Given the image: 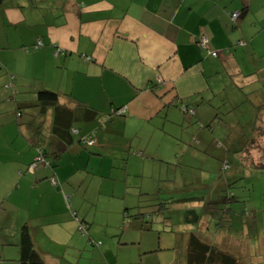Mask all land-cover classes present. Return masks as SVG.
Here are the masks:
<instances>
[{
    "label": "crops",
    "instance_id": "obj_1",
    "mask_svg": "<svg viewBox=\"0 0 264 264\" xmlns=\"http://www.w3.org/2000/svg\"><path fill=\"white\" fill-rule=\"evenodd\" d=\"M14 2L8 6L4 0L0 6V155L4 157L3 161L0 157V195L11 184L7 198L0 200L7 203L0 204V264H19L18 232L24 224L30 225L35 247L46 264H126L125 256L122 261L109 253L135 245L145 247L144 255L156 247L158 252L160 247L186 248L190 234L197 231L186 223L184 209H175L179 225L175 224L172 233L158 225L145 232L139 223L125 218L133 215V209L135 213L142 200L157 195L150 194L144 183L137 188L131 178L145 179L154 163H168L160 154L164 145L169 147L164 139L165 123L184 126L188 115L183 114V107L193 109L194 118L207 123L216 108L227 114L228 98L239 84L236 79L252 80L244 76L241 57H246L249 49L245 44L258 30L256 27L255 32L245 35V18L240 17L249 12L251 0L246 4L240 0ZM24 5L32 8L29 15L23 12ZM45 8H49L48 13ZM235 13L239 17L233 21ZM32 14H38L42 22L33 25L35 34L26 52H20L33 61L41 75L37 78L32 71L29 79L27 72L10 71L1 54L17 49L9 43L12 36L9 38L8 27L15 29L19 47L25 45L17 29L26 25ZM202 39L207 41L206 50L199 47ZM212 52L217 55L211 56ZM44 65L49 68V80L41 71ZM10 76L15 79L16 100L5 89ZM42 90L56 93L71 110L86 106L109 113L118 108L124 116L103 128L86 119L77 128L84 136L70 142L61 136L50 137L49 129L39 133L44 142L39 140L38 145L50 151L49 167L42 165L29 172L37 152L30 144L34 134L28 126L38 111L24 110L26 116L17 118L15 101L22 104L24 92ZM223 93L227 95L224 104L213 106ZM205 94L211 97L205 99ZM237 104L234 99L232 106ZM239 115L233 118L238 120ZM224 119L219 122L225 130H236L240 125ZM35 121L32 126L38 125ZM89 137L94 144L87 147L83 143ZM10 161L16 162L12 169L6 165ZM131 163L139 164L142 173L131 174ZM162 197L197 196L174 191ZM146 212L150 214L152 209ZM10 216L11 224L3 220ZM79 221L87 227L84 235L77 231ZM185 227L187 233H178ZM100 228L112 231L102 235ZM166 255L160 256L166 261ZM173 257L167 264H173Z\"/></svg>",
    "mask_w": 264,
    "mask_h": 264
},
{
    "label": "rangeland",
    "instance_id": "obj_2",
    "mask_svg": "<svg viewBox=\"0 0 264 264\" xmlns=\"http://www.w3.org/2000/svg\"><path fill=\"white\" fill-rule=\"evenodd\" d=\"M16 1L23 4L21 0ZM250 3L249 12L240 16L241 20L245 18L243 33L250 35L255 32L256 27L258 31L245 44L249 50L246 57L241 59L244 62V76L252 80L236 79L239 84L236 89H232L233 93L228 98L227 114L216 108L212 111V119L207 123L197 121L194 116H186L187 121L181 128H177L175 124L165 123L167 137L164 139H168L170 148L164 145L165 148H162L164 153L160 154L165 160H169L168 163H154L151 170L146 171L149 173L150 170L151 175L148 177L152 180L147 179L148 177L145 179L132 177L131 182L137 188L144 183L150 194H165L171 188L172 192L180 191L186 195L202 197L203 202L198 206H201V214L205 216V221L203 223L201 221L200 225L199 223L194 225L197 233L210 239L211 243L231 253L233 257L240 258L243 264H264V0H251ZM12 4H16L14 0H7L8 6ZM22 10L27 15L32 8L24 5ZM44 10L48 13L49 8ZM44 21L46 22V18ZM41 22L38 14H32L27 24L17 29L18 32H22L25 42V45L20 47L15 29L8 27L9 38L12 36L9 43L17 49L4 50L1 55L10 71L15 72L17 69V73L34 72L37 78L40 77L39 68L36 69L33 61L30 58L26 59L22 52H26L30 37L35 34L33 25ZM43 67L41 71L49 80V68L47 65ZM32 74L29 79L33 78ZM210 97L208 94L204 95L205 99ZM234 99L238 101L236 107L232 106ZM225 100L227 95L225 97L223 93L216 97L213 106L219 107ZM239 112L238 120H235L233 117ZM23 114L26 116L25 112ZM222 118L227 121H238L240 125L236 130H225L227 127L220 123ZM156 137L152 139L155 144ZM0 157L3 161L4 157L2 155ZM15 163L10 161L6 165L12 169L16 166ZM129 172L142 173V168L139 164L131 163ZM6 177L8 180L7 171ZM112 179L114 180V177ZM113 180L109 183L114 184ZM10 192L11 184L6 192L2 191L0 200L4 196L7 198ZM136 199L138 200L137 197ZM0 204L7 205L4 201ZM101 218L105 219V216L101 215ZM12 219L10 216L3 220L11 224ZM175 221L176 218L173 222L174 227L175 224L179 225V222ZM132 222L135 223L133 220ZM158 228L162 229L160 225ZM105 231L109 235L112 230L102 228L98 230L102 235L106 233ZM180 232L185 234L188 231L185 227L184 230L179 229L178 233ZM144 248L138 245L124 246L119 253L112 251L109 254L114 258L119 256L122 261H125L126 257L128 260L126 264H167V259L171 260L173 256V264H186V248L168 249L146 255ZM160 255H166V261Z\"/></svg>",
    "mask_w": 264,
    "mask_h": 264
},
{
    "label": "trees",
    "instance_id": "obj_3",
    "mask_svg": "<svg viewBox=\"0 0 264 264\" xmlns=\"http://www.w3.org/2000/svg\"><path fill=\"white\" fill-rule=\"evenodd\" d=\"M240 1L242 4H246L247 0ZM3 4L4 0H0V6H3ZM9 81L11 86L9 84L5 85V89H8V92L15 100L17 92L15 91L14 77L10 76ZM22 97V104L19 101H15L17 118L22 116L24 110L30 111L34 108V111H38V115L35 119L38 125L32 126V122L35 123L36 121L31 120V124L28 126L34 134V138H30V144L35 147L37 152V157L28 167L29 172L42 165L49 167L48 156H50V151L42 145H38L39 140L44 142V135L42 136L39 133H44L49 129V132H51L50 137L56 138L55 135H57L70 142L73 140V137L80 135L77 128L84 122H87L86 119L97 121L99 127L103 128L111 121L124 116V113L121 111L122 109L118 108H113L109 113H100L86 106H84L82 110L79 109L80 107L71 110L60 102V97L56 93L47 90L34 93L31 91L24 92ZM183 114L192 117L194 115V110L183 107ZM64 120H66V122H64ZM200 127H202V125H200ZM19 134L22 137L25 135H23L21 130ZM91 141L94 142V139L89 137L83 144L87 147L92 146L93 144H90ZM171 192V188H169L165 194L167 193L170 195ZM165 194L157 193V195L152 198H145L137 205L138 207L135 208V213L133 209V215H125V218L128 220L132 219L135 223H139L141 229L145 232L151 231L156 225H160L162 229H164V232L168 229L167 233H172L174 219L178 218L175 209H184L182 214L184 218L188 220L186 223L190 225L194 226L198 223L200 225L201 221L202 223L205 221V216L201 214V206H198L203 202L202 197L165 199L162 197ZM148 209H152L150 214L146 212ZM164 214H166V216ZM77 224L78 233L84 235L87 229L86 225L80 221ZM30 229V225L24 224L18 232L19 264H46L43 254L35 247ZM96 244L97 243H95V245ZM157 250L159 249L152 248L148 253L158 252ZM164 250L168 249L160 247V251ZM186 264H243V262L240 258H235L231 253L217 247L215 243H211L210 239L205 238V236L198 233H191L186 246Z\"/></svg>",
    "mask_w": 264,
    "mask_h": 264
},
{
    "label": "built area",
    "instance_id": "obj_4",
    "mask_svg": "<svg viewBox=\"0 0 264 264\" xmlns=\"http://www.w3.org/2000/svg\"><path fill=\"white\" fill-rule=\"evenodd\" d=\"M239 17V14L235 13L233 15H231V18L233 21L237 20V18ZM39 46H42V43L40 42L39 43ZM199 47L202 49V50H206L207 49V41L205 39H202L200 42H199ZM217 54L212 52L211 53V56L215 57ZM159 82H161L160 80H158ZM91 145L94 144L93 141H91L90 143Z\"/></svg>",
    "mask_w": 264,
    "mask_h": 264
},
{
    "label": "bare ground",
    "instance_id": "obj_5",
    "mask_svg": "<svg viewBox=\"0 0 264 264\" xmlns=\"http://www.w3.org/2000/svg\"><path fill=\"white\" fill-rule=\"evenodd\" d=\"M201 49V48H200ZM202 50V49H201Z\"/></svg>",
    "mask_w": 264,
    "mask_h": 264
}]
</instances>
